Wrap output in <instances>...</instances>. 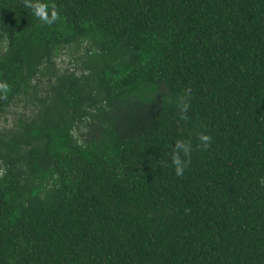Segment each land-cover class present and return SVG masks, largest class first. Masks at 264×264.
I'll return each instance as SVG.
<instances>
[{
  "label": "trees",
  "instance_id": "1",
  "mask_svg": "<svg viewBox=\"0 0 264 264\" xmlns=\"http://www.w3.org/2000/svg\"><path fill=\"white\" fill-rule=\"evenodd\" d=\"M28 2L59 18L0 0V117L29 100L0 127V264H264V0Z\"/></svg>",
  "mask_w": 264,
  "mask_h": 264
},
{
  "label": "clouds",
  "instance_id": "2",
  "mask_svg": "<svg viewBox=\"0 0 264 264\" xmlns=\"http://www.w3.org/2000/svg\"><path fill=\"white\" fill-rule=\"evenodd\" d=\"M25 3H26V6L33 8L34 14L46 24L51 25L52 23L55 22V20L59 18L58 13L55 10H53L51 12V16H49L48 11H47L48 5H44V4L33 5L29 3L28 0H25ZM54 8L55 6L53 5V9ZM0 88H6V86L0 85ZM178 107H179L180 113H187L188 108H189V103L187 102V100L181 97L178 100ZM181 119L187 121L189 117L182 114ZM199 140L201 141V145L203 149L207 150L212 142V137L210 135L200 133ZM181 153H183L185 157H189V160L188 161L182 160ZM190 153H191V143L190 142L185 143V141L183 140H177L175 142V146L172 147L171 162H172V165L175 167V173L177 176L183 175L185 167H187V164L190 163ZM0 175H2V173H0ZM261 183L264 184V180H261Z\"/></svg>",
  "mask_w": 264,
  "mask_h": 264
},
{
  "label": "rangeland",
  "instance_id": "3",
  "mask_svg": "<svg viewBox=\"0 0 264 264\" xmlns=\"http://www.w3.org/2000/svg\"><path fill=\"white\" fill-rule=\"evenodd\" d=\"M68 57L69 56L64 53L63 56L58 59L62 68L66 67V65L68 64ZM43 85H44V82L42 81V83L40 85V91H42ZM28 103H29V100L27 102H25L22 99L19 102V104H15L14 107L11 108V110L7 114L0 117V127L4 126V125L11 126L14 122V117H16V113L26 110V106L28 105ZM31 105H29L28 108Z\"/></svg>",
  "mask_w": 264,
  "mask_h": 264
}]
</instances>
